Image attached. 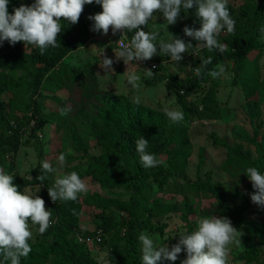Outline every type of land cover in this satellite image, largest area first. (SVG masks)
<instances>
[{"label":"rangeland","instance_id":"rangeland-1","mask_svg":"<svg viewBox=\"0 0 264 264\" xmlns=\"http://www.w3.org/2000/svg\"><path fill=\"white\" fill-rule=\"evenodd\" d=\"M29 6L34 0H16ZM261 0H227L234 12L245 8L251 10L260 5ZM12 6L8 5V12L12 14ZM102 8L94 3L87 15V20L93 35L98 32L92 30L94 21L89 16L100 13ZM189 10H181L174 24H167L160 12H155L142 30L157 32L159 35L154 41L157 53L150 59L151 66H141L134 61L124 63L115 54L119 48L114 44L110 46L101 38L94 37L82 47L68 53L63 63L66 67L81 72L86 66L93 72L96 81V90L90 95L83 96L77 88L81 80L77 77H69V87L57 89L53 80L46 83L37 97L41 115L47 116L48 122L43 128L36 130V137H30L27 133L21 138V145L15 157L14 173L21 176L26 174L30 177V170L36 165V152L34 141L37 139L42 144V162H49L54 171L48 173L51 186L55 180L70 172V168H85L89 154H97L100 147L96 143L95 133L101 131L106 123L108 111L118 109L120 119L125 109H135L138 112V124L143 125L154 120H163L176 133L177 137L171 142L169 148L176 146L185 156L186 167L182 173L171 175L162 186L151 183L148 193L137 208L139 215L144 216L148 207L158 204L161 213L154 219V223L160 228L154 230H141L149 235L156 247L171 246L179 241V235L192 231L196 221L203 217H227L232 226L240 232L241 227L231 217H243L264 223V207L254 204L250 199V193H254L251 181L246 176L248 167H256L264 174V31L259 35L261 47L250 50L247 57L249 61L248 77L242 78L244 83H232L233 71L230 61H222L216 64L212 70H218L223 66L225 71L217 78L207 76L205 82L188 96L186 100L201 109L205 91L212 87L220 109L218 119H200L196 115H186L178 105L175 94L168 87L166 79L154 84H147L149 78L144 70H151L157 74L176 73L184 77L194 73L198 63L203 60L202 48L194 44V48L182 53V59L177 63L164 53L160 52L159 43L170 40L169 34L188 43L183 28L193 22ZM249 20L237 23L238 27H246ZM224 31V30H222ZM221 31V32H222ZM135 33V30L132 31ZM100 42V43H99ZM6 41L0 42V50L5 49ZM223 44V43H222ZM22 48L28 50L23 44ZM102 53L114 61V72L103 69ZM17 70L14 74H19ZM134 72L140 79L137 81L138 88L127 83V75ZM7 73L6 70L2 71ZM140 97V104L135 103V97ZM5 102V108L9 119L21 117L26 113L25 98L21 91L4 92L1 95ZM131 104V107L127 106ZM179 109L184 113V119L179 122L170 121L165 115L164 109ZM66 109L67 114L61 115V110ZM131 110V109H130ZM13 120V119H12ZM32 124V122L30 123ZM6 130V126L0 123V133ZM64 154L63 166L58 161V156ZM3 162L7 163L5 153L0 152ZM158 165L166 166L165 154H159L156 158ZM157 165V166H158ZM211 172L208 178L207 171ZM87 185V191L78 193L80 209L77 215L76 229L66 236L73 241L82 257V264H121L113 256L114 238L111 234H104L101 243L92 238L89 233L96 231L99 219L97 215L106 214L120 218L125 213L115 207L102 208L90 205L84 200L90 196L110 200H127L129 191L122 187L101 184L90 176L80 177ZM211 183L213 189L225 194V201L220 203L209 191L203 188V181ZM40 184H31L22 187V192L34 193L40 197ZM41 198V197H40ZM61 201V200H57ZM45 208L49 206L45 203ZM56 218V217H55ZM54 218V219H55ZM33 232L29 240L34 254L48 246L54 245V236L38 233L35 225L29 222ZM140 235V234H139ZM237 239L228 245L227 264H264V232L255 237L257 257L250 262H245L239 257L244 245L238 233ZM141 242L138 243L137 258L142 264ZM184 251L178 254L176 261L162 259L157 264H181L184 260ZM42 264H52V259L47 258Z\"/></svg>","mask_w":264,"mask_h":264},{"label":"trees","instance_id":"trees-1","mask_svg":"<svg viewBox=\"0 0 264 264\" xmlns=\"http://www.w3.org/2000/svg\"><path fill=\"white\" fill-rule=\"evenodd\" d=\"M94 3L95 0L92 4L84 5L76 24L61 21L62 32L57 37V44L60 46L56 48L49 46L43 55L34 45L25 44L28 48L25 50L22 48L23 42L10 45L6 41L5 49L0 50V123L6 126V130L0 133V152L5 153L8 158V162L5 163L0 157V167L13 175V184L17 186L18 191L22 192L23 186L41 185L40 197L49 206V209L45 208V210L52 212V223L43 235H52L55 238L54 245L34 254H29L26 258L22 257L21 264H42L50 257L52 264H82V257L78 248L66 236L68 232L76 229L80 202L78 199L56 202L50 199L47 189L51 187V184L48 173H44L41 167L43 150L42 144L37 139L34 141L37 160L35 167L30 170V177H27L26 174L19 176L14 173V169L15 157L23 135L27 133L30 137H36V130L43 128L44 124L48 122L47 116L41 115L39 111L37 99L42 87L47 86V82L53 80L54 87L61 89L70 86L69 77H77V79L81 78L77 88L83 96L90 95L96 90L95 76L87 66L78 72L66 67L63 63V59L68 53L94 39L95 34L93 35L87 20V15ZM8 5L15 8L19 7L16 0H9ZM227 8L231 17L236 21L235 30L229 34L225 29L217 37L218 41L226 46L223 53L202 48L203 59L212 57V63L207 66V70L202 76L197 77L194 73H189L184 77H180L176 73H154V77L147 78L145 81L147 84H154L166 79L168 87L175 94L178 105L186 115H196L200 119H218L220 109L212 87L205 91L201 109H198L192 101L186 100V96L195 91L200 83L206 81L208 70H212L216 64L225 60L232 64V83L241 82L243 84L242 78L245 79L249 76L250 64L247 55L250 50L261 47L258 37L262 32L261 29H264V0L260 1L257 8L251 10L241 8L234 12L229 5ZM188 10L194 20L187 26L199 29L200 24L195 15V8ZM243 20H249L248 25L242 28L238 27L237 23ZM132 35H134L133 32H127L129 39ZM188 41L193 45L197 43L191 37H188ZM106 44L110 46L114 43ZM199 66L200 63L197 67ZM3 70H6L7 73L3 74ZM17 70L21 72L14 74ZM17 90L22 92L26 100L24 104L26 113L21 117L14 116L9 119L1 95L4 92ZM180 90H183V95H180ZM127 106L131 107V104H127ZM130 109H125L122 119H120L118 109L108 111L104 128L95 133L96 143L100 147V151L97 154H89L84 150L87 157L86 167L70 168V172L75 171L80 177L90 176L101 184L122 187L129 191L127 200H110L98 196H90L84 200L90 205L102 208L115 207L120 212L125 213L120 218L106 214L97 215L99 219L98 229L89 233L92 238L101 243L104 234L113 232V256L121 264H139L137 252L140 231L160 228L154 223V219L161 213L170 210L164 208L160 211L157 209L158 204H154L148 207L144 216L138 214L137 208L144 201L150 184L162 186L171 175L182 173L186 167V159L183 153L176 146L169 148L171 142L176 139L177 133L161 119L139 125L137 121L138 112L135 109ZM31 122L32 124H30ZM140 135L148 140L147 151L149 153L154 154L156 158L159 154H165L166 166L158 165L152 168H144L141 165L134 143ZM262 147L264 148V146ZM260 163H264V157L261 158ZM41 174L47 177L43 182L36 179ZM206 175L209 178L211 172L208 170ZM202 185L220 203L225 201V194L213 189L208 180L203 181ZM231 219L241 227L240 233L242 235L240 238L244 247L239 253V257L245 262H250L257 257L258 249L254 239L261 232H264V223L235 216ZM36 228L38 229V226ZM191 231V227H188V232ZM183 256L186 259L185 251ZM0 264H5L2 256H0Z\"/></svg>","mask_w":264,"mask_h":264},{"label":"clouds","instance_id":"clouds-1","mask_svg":"<svg viewBox=\"0 0 264 264\" xmlns=\"http://www.w3.org/2000/svg\"><path fill=\"white\" fill-rule=\"evenodd\" d=\"M94 0H34L29 6L21 4L13 8L12 14L8 12L9 0H0V42L8 41L10 45L23 42L24 45L36 46L40 54L51 46L56 48L58 34L62 32L61 21L76 24L83 11L84 5L92 4ZM102 11L88 19L94 21L92 30L107 34L109 28L112 34L117 31L122 33L132 32L129 42H119V51L115 56L126 62L143 61L151 59L157 48L154 41L159 35L157 32L142 30L155 12H160L167 24H174L181 10L195 8V15L199 20L200 27L185 26V36L195 40L201 48L209 51H225L226 46L220 43L217 37L222 30L231 34L235 30L236 21L231 17L227 8V0H95ZM264 31V29H261ZM170 40L159 43L160 52L179 62L181 54L193 49L191 42L169 34ZM196 44V45H197ZM103 69L113 71L114 61L102 53ZM212 63L209 56L200 62V66L194 69L197 77L202 76L207 66ZM149 78L154 77L151 70H144ZM225 71L223 66L218 70H208L207 75L217 78ZM140 77L134 72L127 75V83L138 88L137 81ZM183 90L180 95H183ZM135 103L140 104V97H135ZM165 115L172 122L184 119V113L179 110L164 109ZM61 115H66L67 110L62 109ZM135 150L144 168H152L159 164L155 155L147 151L148 140L140 135L134 141ZM58 161L63 166L64 154L58 156ZM44 173L54 171L47 161L41 163ZM246 176L251 181L254 193H250L251 201L264 207V174L256 167H248ZM40 182L47 179L41 174L36 177ZM48 196L53 202L57 200L75 201L78 193L87 191V185L75 171L62 175L55 183L47 189ZM45 202L42 198L30 192L18 191L13 184V175L7 173L0 167V256L5 264H21V258L28 257L32 251L29 240L33 236L29 221L38 226V233L43 234L51 225V211L45 210ZM242 235L231 224L227 217H203L196 221L193 231L179 235V241L171 246L156 247L153 239L141 232L138 239L141 242L142 264H157L158 261L166 259L176 261L181 251L186 252V259L181 264H227L228 245L240 243L237 235Z\"/></svg>","mask_w":264,"mask_h":264},{"label":"built area","instance_id":"built-area-1","mask_svg":"<svg viewBox=\"0 0 264 264\" xmlns=\"http://www.w3.org/2000/svg\"><path fill=\"white\" fill-rule=\"evenodd\" d=\"M97 38H101L106 43H114V45L119 48V42L122 40L125 43L129 42V38L127 36V32L125 30L124 33L117 31L115 35L112 34L111 27L109 28V32L107 34H103L102 32H98L97 35L93 36ZM136 64L141 66H153L152 62L149 60H143V61H134ZM181 91V90H180Z\"/></svg>","mask_w":264,"mask_h":264}]
</instances>
